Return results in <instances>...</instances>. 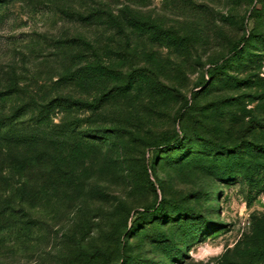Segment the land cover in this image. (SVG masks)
Masks as SVG:
<instances>
[{"label":"rangeland","instance_id":"rangeland-1","mask_svg":"<svg viewBox=\"0 0 264 264\" xmlns=\"http://www.w3.org/2000/svg\"><path fill=\"white\" fill-rule=\"evenodd\" d=\"M0 264H264V0H0Z\"/></svg>","mask_w":264,"mask_h":264},{"label":"trees","instance_id":"trees-1","mask_svg":"<svg viewBox=\"0 0 264 264\" xmlns=\"http://www.w3.org/2000/svg\"><path fill=\"white\" fill-rule=\"evenodd\" d=\"M102 15V11H96L95 13H92V14H89L88 16L86 17H80V19H83V20H87V18L89 17H93V16H101ZM86 42V41H85ZM85 44H88V42H86ZM252 146L254 148H257V149H263V147H261L260 145H256V144H252ZM149 210H151V214H157V213H160L161 210H162V206H161V203H156V204H152L149 206V209H144L142 212H141V215H145L146 217L150 215V212Z\"/></svg>","mask_w":264,"mask_h":264}]
</instances>
